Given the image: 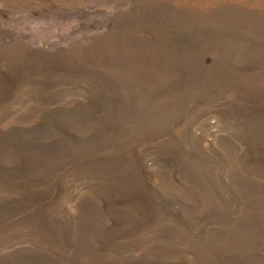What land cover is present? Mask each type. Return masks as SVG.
Wrapping results in <instances>:
<instances>
[{"label": "rangeland", "instance_id": "374dc122", "mask_svg": "<svg viewBox=\"0 0 264 264\" xmlns=\"http://www.w3.org/2000/svg\"><path fill=\"white\" fill-rule=\"evenodd\" d=\"M0 264H264V0H0Z\"/></svg>", "mask_w": 264, "mask_h": 264}]
</instances>
